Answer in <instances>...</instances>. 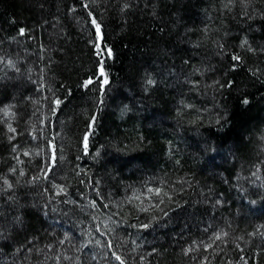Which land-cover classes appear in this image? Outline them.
<instances>
[{
  "label": "trees",
  "instance_id": "trees-1",
  "mask_svg": "<svg viewBox=\"0 0 264 264\" xmlns=\"http://www.w3.org/2000/svg\"><path fill=\"white\" fill-rule=\"evenodd\" d=\"M200 140L239 162L208 173ZM252 166L264 175V0H0V264H264V213L235 216ZM179 212L222 227L149 232Z\"/></svg>",
  "mask_w": 264,
  "mask_h": 264
},
{
  "label": "rangeland",
  "instance_id": "rangeland-1",
  "mask_svg": "<svg viewBox=\"0 0 264 264\" xmlns=\"http://www.w3.org/2000/svg\"><path fill=\"white\" fill-rule=\"evenodd\" d=\"M20 61H23V60H20ZM16 69H18V68L13 67L11 70L14 72H17L18 70L16 71ZM17 77L18 76H10V77L8 76V77H5V79L3 81L4 82L12 81V80L17 79ZM9 116H11V115H9ZM195 137L199 138L198 136H195ZM200 148L202 149L201 155L203 156L204 159H206V169H207L208 173H210V174L217 172V170H215V168L213 166L214 164L220 165V164L224 163L225 161H231V162L238 161V159L236 158V156L233 153V148L231 146L226 147L224 149L212 150L211 152L206 153V152H204L205 143L203 141H201ZM108 156H109V158L114 160V162H116V163H118V162L121 163L123 160H126V159L131 161L130 157L118 154L114 149L109 150ZM133 167H137L140 170L142 169L139 165H134ZM241 167H242V165H241ZM142 171H144V170L142 169ZM237 174L238 175H237V178L235 181L236 185H235V190H234L233 196H234V200L236 202L240 203V205L242 207L238 206L239 208H237L235 210V216H237V217L239 216V218L240 217H246V218H248V217H253V218L260 217L264 213V202H262L261 204H258V205H256L255 203L253 204L252 201H254V200L251 201L250 198H248V197L246 198L245 193L254 194V192H256V191L258 193L260 191H262L263 195H264V175H263L262 171L260 170V168H258V166H252L247 171L241 172L239 169ZM258 193H256V194H258ZM205 196H206L205 194H200L199 201H203V203H205L207 200H205V198L201 199L202 197H205ZM254 196H255V198L257 197V195H254ZM262 200H264V199H262ZM32 203H33V201H32ZM219 205H222V203L219 201H217L214 205H212L211 213H212L214 219H215V217H217L216 211L218 210ZM43 214H44L47 229L50 230L52 227L57 225V223L55 221H51V218H52L51 213L48 214L47 212H43ZM53 214L57 215L56 213H53ZM182 217H186L185 219H186L187 223L184 225L183 229L180 231V233H179L180 235L181 234L183 235V233H186V231H188V229L194 228V227H198L200 230H203V231L209 230L213 226L217 227V225H214L212 220L211 221L209 219L206 220V218L201 219L198 216H194L193 212H189L186 215L183 212H182V214H181V212H179V214L173 215L172 219H169V221L166 222L167 225H165V226H159V225L154 226V228L150 229L149 232H152V234H155L156 238H158L159 240H163V237L159 235V232L162 231L163 228L166 226H173L174 221H176L178 219L180 220V218H182ZM24 225H25V223L23 222L21 227H24ZM229 226H230L229 224H225V226H224L225 230H227L223 234L224 238H227L228 235L230 234L231 230L230 229L228 230ZM220 227H222V226H219V228L217 227V229H220ZM152 230H154V231H152ZM90 236L92 238H94L93 241L95 242L94 245H95L96 251H98V253L102 252V255L104 256L105 254L103 252H106V250L104 248V245L102 244L101 238L99 236H93V235H90ZM215 238H214V240H215ZM3 239L4 238H2V240ZM6 241H8V238H5L2 242H6ZM201 241L202 240L196 239L195 241L188 244L187 247H189V248L192 247V248L197 249V247H198V245H200ZM35 248H36L35 251L40 249L41 251H43L45 253V247H41V248L39 247V249H38L37 245L34 243L30 244V246L28 247L29 250L27 249V247L24 248V250L28 254V251L35 249ZM47 250L48 249L46 247V251ZM14 254L16 255V254H18V252L14 253ZM0 259L2 260L3 257H0ZM49 260H50V258H47V262L45 260V263H48ZM55 264H56V262H55Z\"/></svg>",
  "mask_w": 264,
  "mask_h": 264
},
{
  "label": "snow or ice",
  "instance_id": "snow-or-ice-1",
  "mask_svg": "<svg viewBox=\"0 0 264 264\" xmlns=\"http://www.w3.org/2000/svg\"><path fill=\"white\" fill-rule=\"evenodd\" d=\"M91 23L95 26L96 34H97L98 38H102L101 24L96 19H93L91 21ZM21 32H23V29H21ZM106 51H107L108 56L112 55V52L110 49H107ZM234 59H239V57H234ZM100 75L103 77V84L108 85L109 80H108L107 76L105 75L103 67L100 68ZM148 82L153 83V81H151V80H149ZM92 83H93L92 80H88V81H86L85 86L90 85ZM56 103L59 104L60 101H56ZM245 103H247V101H245ZM87 140H88V137H85V148H87ZM25 154L27 155V153H25ZM5 183L7 184V181H5ZM8 187L11 188L12 185L8 184ZM143 227H147V225H144ZM217 239H219V237H217ZM116 259L121 260V258L119 256H117ZM121 264H124V262L121 261Z\"/></svg>",
  "mask_w": 264,
  "mask_h": 264
}]
</instances>
